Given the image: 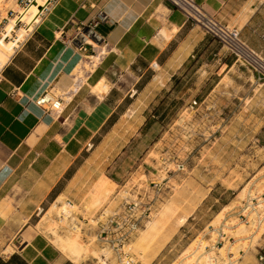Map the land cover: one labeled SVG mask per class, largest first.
Returning <instances> with one entry per match:
<instances>
[{
  "label": "crops",
  "instance_id": "0c3cea01",
  "mask_svg": "<svg viewBox=\"0 0 264 264\" xmlns=\"http://www.w3.org/2000/svg\"><path fill=\"white\" fill-rule=\"evenodd\" d=\"M22 1L2 0L0 33ZM41 1L47 4L38 22L0 68V264H74L35 231L32 210L73 194L87 146L131 110L148 77H158L155 67L168 82L186 61L205 55L223 71L235 64L224 47L163 0ZM195 2L239 29L241 40L264 59V0ZM78 67L82 78L74 77ZM56 90L63 99L60 113L35 103ZM252 237L233 264L255 262ZM254 245L264 246V231Z\"/></svg>",
  "mask_w": 264,
  "mask_h": 264
},
{
  "label": "rangeland",
  "instance_id": "374dc122",
  "mask_svg": "<svg viewBox=\"0 0 264 264\" xmlns=\"http://www.w3.org/2000/svg\"><path fill=\"white\" fill-rule=\"evenodd\" d=\"M1 4L2 0L0 8ZM23 29L17 37L26 33ZM10 52L6 51L7 56ZM84 68L90 66L85 63ZM152 73L158 77H148L150 83L140 87L131 110L104 131L94 147L87 146L85 159L78 162L73 194H61L32 210L35 231L58 239L51 242L61 251L62 241L76 242L84 251L81 264L110 262L105 261L110 253L94 239L91 218L105 206L115 207L125 189L131 190L133 198L153 203L149 218L127 246L136 264H192L195 260L203 264L208 252L217 253L218 261L224 263L227 251L237 256V248L244 249L248 243L246 237L253 236L254 245L263 232L264 224L253 229L237 219L234 211L247 193L264 188V80H257L238 62L223 71L206 55L186 61L168 82L159 68ZM77 76H83L80 67L74 72ZM192 101L196 105L191 107ZM147 115L152 122L145 128ZM189 125L197 126L199 132L185 135L183 129ZM102 176L110 183L106 181V196L96 201L92 187ZM61 208L70 211L65 225L79 221L78 237V231L58 226ZM39 210L44 211L38 214ZM219 229L226 235L222 245H216ZM139 233L145 237L142 245L137 244ZM227 237L235 243L230 244ZM6 248L11 251L10 246Z\"/></svg>",
  "mask_w": 264,
  "mask_h": 264
},
{
  "label": "built area",
  "instance_id": "2783aa9c",
  "mask_svg": "<svg viewBox=\"0 0 264 264\" xmlns=\"http://www.w3.org/2000/svg\"><path fill=\"white\" fill-rule=\"evenodd\" d=\"M31 1L32 0L22 1L20 10L29 7ZM163 1L179 10L187 21L197 25L206 35L214 39L221 47H224L226 51L234 57L235 62L248 67L255 74L257 80H264V59L241 40L239 29L219 22L204 11L195 0ZM39 13L40 12L37 10L35 15L37 19L35 18L33 20L32 25L38 22ZM19 15L20 12L18 15L14 16V29L16 30L20 27L27 29L26 24L17 18ZM29 31H26V33ZM22 38L18 39L16 32H12V36L8 37V39L13 42L14 47L20 43ZM35 103L45 111L58 114L62 110L63 99L53 91H45L35 99ZM194 105H196V101H192L190 106L192 107ZM121 194L120 202L115 207L110 208L109 206H105L92 216L91 221L94 226V239L101 243L102 247L110 253V256L105 259L106 262L108 259H111L108 264H136L135 259L127 250V246L146 219L149 218L153 203L151 200L143 202L141 199H138L137 196L133 198L131 190H122ZM237 207L239 209L237 219L244 225L252 224L253 229L261 228L264 224V188L261 191H257L256 194L251 191L247 193L244 200H242ZM64 210L61 209L58 214L57 221L58 224H60L58 226L73 233H76L78 230L79 233L81 230L79 221H72L65 225V222H67L69 218L70 211L68 209ZM42 211L44 210H39L38 214ZM219 234L220 241L217 242L216 245L221 244L226 238V235L221 229H219ZM251 237L250 235L245 238L248 243L244 249L242 248L239 251L237 256L231 251H227V258L224 263L218 261L216 256L217 253L211 257L210 261H203L202 263L233 264L236 260L240 259V255L246 251ZM227 241L231 244L233 238L227 237ZM220 248H222V246ZM253 248L255 251V262L247 264H264V246L253 245ZM209 250H213V248H209ZM207 254H209V252ZM102 257L105 258L104 255H102ZM192 264H199L198 260H195Z\"/></svg>",
  "mask_w": 264,
  "mask_h": 264
},
{
  "label": "bare ground",
  "instance_id": "6f19581e",
  "mask_svg": "<svg viewBox=\"0 0 264 264\" xmlns=\"http://www.w3.org/2000/svg\"><path fill=\"white\" fill-rule=\"evenodd\" d=\"M36 1V5H41L43 2L41 0H35ZM44 4V3H43ZM28 9H24V10H19L20 11V15L17 17L19 18L21 21H23L26 24V28L27 29H23V31L29 30L31 28L32 22L33 20L37 17L35 16L37 13V6L35 5H30L29 7H27ZM13 24H14V19H11L9 21L8 24H6L4 26V30L0 35V68L1 66L4 64L6 58H7V53L6 51L9 50L10 48H12L11 44L9 45V42H7L5 40V37L10 35V31L13 29ZM22 34L19 35L18 39L21 38ZM12 43V42H11ZM96 63V62H95ZM184 134L188 135V136H193L194 134H197L199 132V129L197 126L195 125H189V126H185L184 129ZM106 181L109 182V180H107V178H104L102 176V178L98 179V182L95 184L94 187V191H93V198H95V200H99L103 195L107 194V189H106ZM110 183V182H109ZM111 185V184H110ZM91 195V194H90ZM106 196V195H105ZM60 197V196H59ZM57 198V197H56ZM103 198V197H102ZM61 199V198H60ZM94 200V201H95ZM56 201V200H55ZM58 202V201H57ZM52 205V204H51ZM52 207H55L54 204L52 205ZM57 207V206H56ZM62 210H64L63 208H61ZM65 211V210H64ZM47 213V212H46ZM52 218V217H51ZM38 225V224H37ZM49 225V224H48ZM148 225V223H147ZM50 228V227H48ZM52 231V230H51ZM54 231V230H53ZM78 231V230H77ZM76 231V232H77ZM56 235V234H55ZM49 236V235H48ZM78 237V232L77 235ZM58 237V236H57ZM50 238V237H49ZM144 234L143 233H139V236L136 237L137 239V244L142 245L143 243V239H144ZM60 240V239H59ZM53 241V240H51ZM55 241V240H54ZM53 241V243H54ZM56 243L58 242V239H56L55 241ZM55 243V244H56ZM76 243V242H75ZM75 243H69V242H64L62 241V251L66 252V256L74 263V264H81L80 263V258L81 255L84 251L80 250L79 247L75 244ZM202 244L200 243L198 244V248L202 249ZM61 247V246H60ZM211 248L214 249V246H211ZM221 249V248H220ZM194 252V250H191ZM107 252V251H106ZM191 253V252H190ZM212 254V253H211ZM106 255V254H105ZM191 255V254H188ZM192 256V255H191ZM188 257V256H186ZM184 257V258H186ZM211 257H213V255L211 256L210 254H208L205 258V262L210 261ZM202 258V257H201ZM100 260V258H99ZM183 264V263H182ZM186 264V263H185Z\"/></svg>",
  "mask_w": 264,
  "mask_h": 264
},
{
  "label": "water",
  "instance_id": "95a60500",
  "mask_svg": "<svg viewBox=\"0 0 264 264\" xmlns=\"http://www.w3.org/2000/svg\"><path fill=\"white\" fill-rule=\"evenodd\" d=\"M46 4L47 3H45L44 5H42V6H40V5H36V1L35 0H32L31 1V3H30V5H35V6H37V10H38V12H41L45 7H46ZM28 9V8H27ZM26 9V10H27Z\"/></svg>",
  "mask_w": 264,
  "mask_h": 264
},
{
  "label": "trees",
  "instance_id": "16d2710c",
  "mask_svg": "<svg viewBox=\"0 0 264 264\" xmlns=\"http://www.w3.org/2000/svg\"><path fill=\"white\" fill-rule=\"evenodd\" d=\"M194 61V60H190ZM152 120L150 119V116L147 115V119L145 120L144 127H148L151 124Z\"/></svg>",
  "mask_w": 264,
  "mask_h": 264
}]
</instances>
